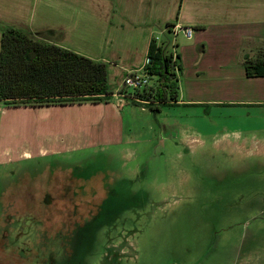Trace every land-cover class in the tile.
I'll return each instance as SVG.
<instances>
[{"label":"rangeland","instance_id":"374dc122","mask_svg":"<svg viewBox=\"0 0 264 264\" xmlns=\"http://www.w3.org/2000/svg\"><path fill=\"white\" fill-rule=\"evenodd\" d=\"M169 37V53L193 42L184 33ZM245 46V53L260 49ZM193 62L191 56L178 104L158 111L146 103L156 78L136 91L120 85L116 71L112 91L123 87L138 106L112 99L42 125L0 104V264H10L11 255L13 264H264V79L246 78L235 56L205 64L222 67L227 78L206 74L196 82ZM28 151L34 155L22 158ZM69 183L92 192L74 197ZM43 201L53 209H28ZM10 206L43 223L14 225ZM96 212L73 232L70 218ZM61 226L64 238L52 239Z\"/></svg>","mask_w":264,"mask_h":264},{"label":"crops","instance_id":"0c3cea01","mask_svg":"<svg viewBox=\"0 0 264 264\" xmlns=\"http://www.w3.org/2000/svg\"><path fill=\"white\" fill-rule=\"evenodd\" d=\"M8 27L106 64L108 81L111 72L120 73L124 80L128 73L143 68L154 38L159 44L164 40L168 45L169 36H180L182 29L191 28L190 46L173 48L180 55L182 67L177 73L179 96L174 103L177 105L181 78L189 76L186 63L191 56L195 66L190 67V75L196 82L205 79L206 74L212 80L228 77L222 67L211 70L205 66L207 63L219 66L235 56L238 61L256 56L258 48L251 53H245L244 48L248 43L259 48L264 46V0H0V44L2 33ZM244 75L248 79H264L247 77L245 69ZM123 89H117V93L111 89L114 93L111 100L116 99L121 106L123 99L130 101ZM111 100L99 104L13 109L43 120L88 106H109ZM0 104L4 105L1 101ZM39 122L44 125L47 120ZM46 151L40 145L38 155ZM53 152H60V148ZM32 155L28 151L21 156L31 158Z\"/></svg>","mask_w":264,"mask_h":264},{"label":"trees","instance_id":"16d2710c","mask_svg":"<svg viewBox=\"0 0 264 264\" xmlns=\"http://www.w3.org/2000/svg\"><path fill=\"white\" fill-rule=\"evenodd\" d=\"M170 26V24H169ZM176 46H174V49ZM150 63L145 67L150 81L152 111L178 101L179 53L167 51L166 43L153 39L148 48ZM247 77H264V47L243 63ZM139 91V90H136ZM113 92L107 65L75 53L33 34L8 27L0 44V101L7 107L71 106L109 103ZM133 104L138 106L136 98ZM153 103V104H150Z\"/></svg>","mask_w":264,"mask_h":264},{"label":"flooded vegetation","instance_id":"af4514ba","mask_svg":"<svg viewBox=\"0 0 264 264\" xmlns=\"http://www.w3.org/2000/svg\"><path fill=\"white\" fill-rule=\"evenodd\" d=\"M67 186H69V190H68L69 192L75 193L74 194L75 195L74 197H76L78 195H84V196H86V194H85L86 193V190L89 188V189H91L90 192H92V188H93L90 185H88V186H81V185H77L75 183H69ZM96 189H97V187H96ZM81 203L82 202H80V201L78 203L76 202L75 207L76 208L80 207V204ZM53 204H54V202H44L43 201V202H41V207L40 206H38V207L33 206V207H29L28 209L32 210L33 208H37V209L38 208H41V209H45V210H52L53 209ZM9 208L13 209V219L15 220L13 222V224L14 225H23L24 226V230H28L29 228H32V226L35 225V224L40 225V224L43 223V219L36 218L35 216H32L33 215V211L28 210V212H27L28 216H25L22 213L23 211H20L21 210L20 208H18L17 210H14L13 206H10ZM99 210H100V206H99ZM99 210H98V212H99ZM97 214L98 213L96 212L93 216H91V217L89 216V218H85L82 221L80 220L81 217L78 220H76V217L70 218L71 219V220H69L70 224H76L77 225L73 232H75L79 227L83 226L87 222L88 219H90L92 217H95ZM59 218L61 220L59 219L58 221L62 223L61 225H64L66 223H69V222H66L65 221V218H62V217H59ZM49 219H52V218H49ZM64 231H65V228L63 226H61V228H59V230L57 229V232L53 233L54 235H53L52 239L53 238H58L59 239V237H63L64 238V236L66 234V232H64ZM73 232H68L67 234L70 236V235L73 234ZM18 235H20L19 237H23V236L25 237L27 234H25V233L16 234V236H18ZM18 239L19 238H17V237L15 238V242H14L15 244H16V241H18ZM50 239H49V241L52 240V239L51 240ZM13 240H14V236H13ZM13 246H14V244H13ZM20 249H21L20 251L22 253H25L27 251L29 252V249L26 246H25V248L24 247H21ZM53 256L51 257L52 259H53ZM8 257H9V259L11 261L10 264H13V255H11V257L10 256H8ZM36 264H38V263L36 262Z\"/></svg>","mask_w":264,"mask_h":264},{"label":"built area","instance_id":"2783aa9c","mask_svg":"<svg viewBox=\"0 0 264 264\" xmlns=\"http://www.w3.org/2000/svg\"><path fill=\"white\" fill-rule=\"evenodd\" d=\"M185 36L191 38L193 30L191 28H185L181 30ZM176 34V32H175ZM150 63L148 57L146 58L143 68L138 71L128 73L124 80V88H132L133 90H142L150 85V77L147 74L145 67Z\"/></svg>","mask_w":264,"mask_h":264}]
</instances>
